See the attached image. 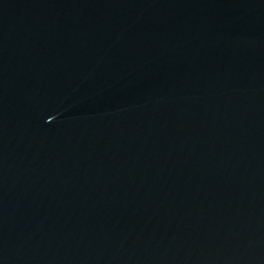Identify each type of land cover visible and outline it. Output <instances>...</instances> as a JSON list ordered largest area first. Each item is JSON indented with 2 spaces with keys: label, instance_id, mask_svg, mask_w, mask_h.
I'll return each instance as SVG.
<instances>
[{
  "label": "water",
  "instance_id": "1",
  "mask_svg": "<svg viewBox=\"0 0 264 264\" xmlns=\"http://www.w3.org/2000/svg\"><path fill=\"white\" fill-rule=\"evenodd\" d=\"M0 264H264V0H0Z\"/></svg>",
  "mask_w": 264,
  "mask_h": 264
}]
</instances>
